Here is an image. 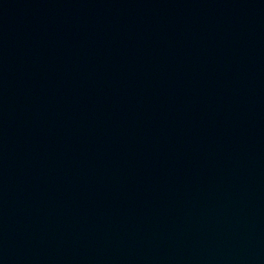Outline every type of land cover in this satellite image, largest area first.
I'll return each instance as SVG.
<instances>
[{
    "label": "water",
    "instance_id": "1",
    "mask_svg": "<svg viewBox=\"0 0 264 264\" xmlns=\"http://www.w3.org/2000/svg\"><path fill=\"white\" fill-rule=\"evenodd\" d=\"M264 121V0H0V118Z\"/></svg>",
    "mask_w": 264,
    "mask_h": 264
}]
</instances>
